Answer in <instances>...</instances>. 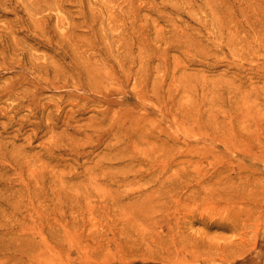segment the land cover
Returning <instances> with one entry per match:
<instances>
[{
    "label": "rangeland",
    "instance_id": "obj_1",
    "mask_svg": "<svg viewBox=\"0 0 264 264\" xmlns=\"http://www.w3.org/2000/svg\"><path fill=\"white\" fill-rule=\"evenodd\" d=\"M263 203L264 0H0V264Z\"/></svg>",
    "mask_w": 264,
    "mask_h": 264
},
{
    "label": "bare ground",
    "instance_id": "obj_2",
    "mask_svg": "<svg viewBox=\"0 0 264 264\" xmlns=\"http://www.w3.org/2000/svg\"><path fill=\"white\" fill-rule=\"evenodd\" d=\"M264 212V203L257 206ZM244 223H247L244 220ZM112 239H123L116 244L114 255L100 259L89 253L79 255L74 261L68 252L58 260L45 257L47 252L34 255L35 264H264V216L250 219L236 239L204 245L199 238L180 230L112 232Z\"/></svg>",
    "mask_w": 264,
    "mask_h": 264
}]
</instances>
